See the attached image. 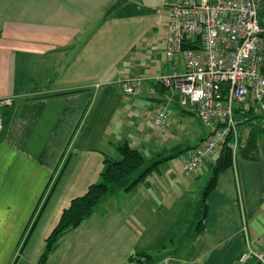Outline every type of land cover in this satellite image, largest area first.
<instances>
[{"label":"crops","instance_id":"obj_1","mask_svg":"<svg viewBox=\"0 0 264 264\" xmlns=\"http://www.w3.org/2000/svg\"><path fill=\"white\" fill-rule=\"evenodd\" d=\"M172 1L126 0L106 13L116 0H0V97L13 98L1 110L0 264H38L63 209L99 180L119 143L168 154L165 140L179 131L193 139L174 153L208 137L194 129L195 106L182 107L177 92L156 81L171 65L184 69L181 53L165 55ZM126 77L139 78L137 94L122 91ZM162 101L180 114L157 131L149 122ZM257 155L236 157L220 173L200 231L201 189L175 175L174 157L131 190L115 186L61 235L45 264H125L139 252L158 264H241L247 244L264 242V137Z\"/></svg>","mask_w":264,"mask_h":264},{"label":"built area","instance_id":"obj_2","mask_svg":"<svg viewBox=\"0 0 264 264\" xmlns=\"http://www.w3.org/2000/svg\"><path fill=\"white\" fill-rule=\"evenodd\" d=\"M166 17L165 55L171 59L181 53L184 69L179 71L171 65L156 81L176 91L179 103L194 105L200 123L210 131L203 144L182 163L183 171L190 173L210 159L231 132L235 135V151L238 113H264V11L262 0H174L167 7ZM184 42L196 47L183 49ZM138 83L139 78H123L122 91L137 94ZM12 102L11 96L0 97V131L1 110ZM170 116L167 102L158 103L149 127L164 129ZM238 262L264 264V242L258 248L247 244Z\"/></svg>","mask_w":264,"mask_h":264},{"label":"trees","instance_id":"obj_3","mask_svg":"<svg viewBox=\"0 0 264 264\" xmlns=\"http://www.w3.org/2000/svg\"><path fill=\"white\" fill-rule=\"evenodd\" d=\"M263 9L264 8H262V11ZM182 47L183 49L193 48L196 47V44L184 42ZM160 86L166 89L163 85L160 84ZM237 119L238 143L236 149L233 151L235 135L231 132L221 144L216 157L211 163V175L201 193L200 210L195 226V232H198L203 228V220L208 214L206 200L208 195L215 188L220 173L233 167L237 154L238 158L246 160H256L258 158L257 143L261 137H264V126L261 124V121L264 120V113L253 114L250 111L245 112L244 114L238 113ZM194 147L196 146L194 145L179 149L178 152L174 154L160 153L158 154V159L145 165V156L127 140L116 145L118 155L117 157H111L108 155L104 157L99 180L91 183L83 194L72 198L69 205L63 209L57 224L45 239V245L39 256L38 264H45L49 254L56 246L61 235L66 230L78 226L86 217H88L102 199L124 178L135 175L130 183L124 187V190L126 191L131 190L136 185L143 182L150 173L158 168L161 162L174 158L183 152L186 153ZM30 220L29 223L31 222ZM33 223L34 221L32 222V225ZM156 260L157 258L150 254L139 252L130 254L125 264H143L146 262H156Z\"/></svg>","mask_w":264,"mask_h":264},{"label":"rangeland","instance_id":"obj_4","mask_svg":"<svg viewBox=\"0 0 264 264\" xmlns=\"http://www.w3.org/2000/svg\"><path fill=\"white\" fill-rule=\"evenodd\" d=\"M180 105L182 107H184V108L189 106V104H187V103L186 104H181L180 103ZM170 109L173 111L174 114H180V108L172 107ZM174 114H171L170 122H171L172 116ZM174 120H175V122L173 121L172 128H173V124L174 125L176 124L175 125L176 127H178V125H179V121H178V118L176 119V116H175ZM191 121H193V120H191ZM261 124L264 125V120L261 121ZM194 129H195L196 133H198V135H203L206 132L207 128H205L204 126H202V124H200L198 121L195 120L194 121ZM146 130H149L148 127H146ZM153 130H157V129H153ZM191 136H192L191 134L186 135V133L184 134L181 131H179L176 134V136H174V137L170 136L169 139L165 140L166 142H168V144H167L168 145L167 146L168 150H167L166 153H174V151L177 149L175 147H179L180 145H186V144L190 145L192 143V139H193ZM135 147H137L139 150H141L142 154L145 156V158H146L145 165H148L152 161H154V160L159 158L158 154H154L153 146L148 147V148H144V149L140 148L137 145ZM189 152L190 151H188V153ZM114 153H116V152L114 151ZM217 153H218V150L216 149L214 154L210 157V159L205 161L203 164H201V166H199L196 170H194V171H192L190 173H186L182 169L183 158L187 156V153H185V152H183L180 155L176 156L174 162L172 161L171 166L175 167L174 168L175 169L174 172H175V175L179 179H181V180H183V179L189 180L188 184H190V188H191L192 191L194 190L196 192L198 189H201V192H202L203 187L205 186L208 178L211 175V163H212L213 159L216 157ZM116 154L118 155V153H116ZM237 156H238V154H237ZM134 177H135V175H131V176H128V177L124 178L117 186H126L128 183H130V181ZM50 183L52 184V182H50ZM48 187H49V185L45 188V191L48 189ZM50 189H51V186H50V188L48 190V193H49ZM201 192H200V194H201ZM48 193H47V195H48ZM34 213H35V211H34ZM37 216L38 215H36L35 219L37 218ZM32 217H33V215H32ZM32 217H31V220H32ZM156 247L157 246L155 244H150L149 245V248H150L149 252L156 254V249H157Z\"/></svg>","mask_w":264,"mask_h":264},{"label":"water","instance_id":"obj_5","mask_svg":"<svg viewBox=\"0 0 264 264\" xmlns=\"http://www.w3.org/2000/svg\"><path fill=\"white\" fill-rule=\"evenodd\" d=\"M126 0H116V2L107 10L106 13H109L110 11H112L113 9L118 8L122 3H124ZM264 36V34H263ZM175 99H178V95H174ZM166 264H177V260L170 258L167 260Z\"/></svg>","mask_w":264,"mask_h":264}]
</instances>
